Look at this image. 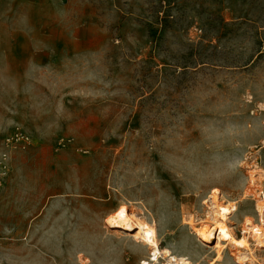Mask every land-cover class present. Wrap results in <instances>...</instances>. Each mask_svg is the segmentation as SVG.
I'll list each match as a JSON object with an SVG mask.
<instances>
[{
  "label": "rangeland",
  "instance_id": "374dc122",
  "mask_svg": "<svg viewBox=\"0 0 264 264\" xmlns=\"http://www.w3.org/2000/svg\"><path fill=\"white\" fill-rule=\"evenodd\" d=\"M16 127L0 264H138L124 204L172 254L240 264L184 221L218 189L236 236L264 229V0H0V143Z\"/></svg>",
  "mask_w": 264,
  "mask_h": 264
},
{
  "label": "bare ground",
  "instance_id": "6f19581e",
  "mask_svg": "<svg viewBox=\"0 0 264 264\" xmlns=\"http://www.w3.org/2000/svg\"><path fill=\"white\" fill-rule=\"evenodd\" d=\"M253 173L255 172H251L250 174L253 175ZM208 198V210L205 216V223L202 226L195 225L196 219L193 215H191L190 219H184V223L193 228V232L196 236L194 239H197L205 246L210 247L213 245L212 248L216 250V257H214L216 261L222 258L224 247L228 243H232L240 248L239 253L235 254L237 263L248 264L249 262L255 264L257 258L255 256L254 248L252 247V242L258 247H264V229L259 224H254L255 222L253 223L250 218H247L243 221L242 232L244 235L240 237L236 236L233 227L229 225V220L233 213L238 211L237 201L223 202V195L218 189L212 190ZM257 201L256 212L261 218L264 216V200L259 198ZM106 221L109 229H114V231L132 236L136 242H140V244L146 246L150 250L159 252L162 250L165 253L172 255L173 251L171 252V247L169 248V245L160 247L158 229L155 226L156 223L154 221H149L146 217L139 215L138 213L129 211L125 204L121 205ZM195 242L197 243V241Z\"/></svg>",
  "mask_w": 264,
  "mask_h": 264
},
{
  "label": "built area",
  "instance_id": "2783aa9c",
  "mask_svg": "<svg viewBox=\"0 0 264 264\" xmlns=\"http://www.w3.org/2000/svg\"><path fill=\"white\" fill-rule=\"evenodd\" d=\"M69 141H71L69 139ZM62 142V141H61ZM32 144V137L21 127H16L0 143V187L9 179L12 171L11 153L18 148ZM138 264H192L187 257L167 254L164 251L150 250L149 254Z\"/></svg>",
  "mask_w": 264,
  "mask_h": 264
}]
</instances>
